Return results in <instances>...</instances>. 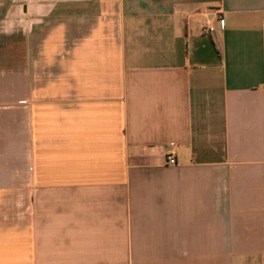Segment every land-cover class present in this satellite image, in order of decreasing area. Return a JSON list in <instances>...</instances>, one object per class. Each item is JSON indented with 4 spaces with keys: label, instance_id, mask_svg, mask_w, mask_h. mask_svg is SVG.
<instances>
[{
    "label": "crops",
    "instance_id": "obj_1",
    "mask_svg": "<svg viewBox=\"0 0 264 264\" xmlns=\"http://www.w3.org/2000/svg\"><path fill=\"white\" fill-rule=\"evenodd\" d=\"M0 264H264V0H0Z\"/></svg>",
    "mask_w": 264,
    "mask_h": 264
},
{
    "label": "built area",
    "instance_id": "obj_2",
    "mask_svg": "<svg viewBox=\"0 0 264 264\" xmlns=\"http://www.w3.org/2000/svg\"><path fill=\"white\" fill-rule=\"evenodd\" d=\"M218 23L220 24L221 28L224 27V20L222 18H220L218 20ZM214 31V27L211 25L205 26L201 29V33L202 34H211ZM166 163L169 165H175L176 164V160L174 158V156H168L166 157Z\"/></svg>",
    "mask_w": 264,
    "mask_h": 264
}]
</instances>
